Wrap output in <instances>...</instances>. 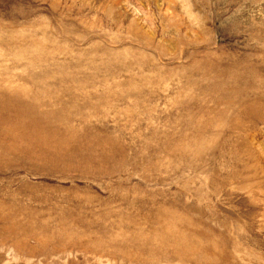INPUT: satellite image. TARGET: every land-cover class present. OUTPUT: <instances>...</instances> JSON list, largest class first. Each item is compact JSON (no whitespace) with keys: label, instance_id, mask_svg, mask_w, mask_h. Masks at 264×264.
<instances>
[{"label":"rangeland","instance_id":"obj_1","mask_svg":"<svg viewBox=\"0 0 264 264\" xmlns=\"http://www.w3.org/2000/svg\"><path fill=\"white\" fill-rule=\"evenodd\" d=\"M0 264H264V0H0Z\"/></svg>","mask_w":264,"mask_h":264}]
</instances>
